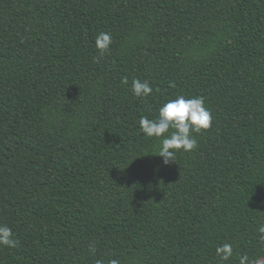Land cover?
I'll list each match as a JSON object with an SVG mask.
<instances>
[{
    "label": "trees",
    "instance_id": "trees-1",
    "mask_svg": "<svg viewBox=\"0 0 264 264\" xmlns=\"http://www.w3.org/2000/svg\"><path fill=\"white\" fill-rule=\"evenodd\" d=\"M179 95L212 124L164 166L139 120ZM261 225L264 0H0V264H240Z\"/></svg>",
    "mask_w": 264,
    "mask_h": 264
},
{
    "label": "clouds",
    "instance_id": "clouds-1",
    "mask_svg": "<svg viewBox=\"0 0 264 264\" xmlns=\"http://www.w3.org/2000/svg\"><path fill=\"white\" fill-rule=\"evenodd\" d=\"M111 44L109 33H100L95 41V45L102 56ZM127 84V78L123 81ZM133 95L136 97H147L153 91L148 81L141 82L139 79L132 81ZM211 113L204 107L202 97L185 98L183 95L177 96L173 100L167 101L158 109V116L150 120L141 117L139 127L141 132L147 137L160 139V144L156 156L161 158L164 166L176 163V151L183 150L190 152L197 147V140L192 133H200L211 127ZM172 129L173 131H169ZM167 133V135H165ZM261 239L264 240V225L258 228ZM12 230L7 226H0V245L15 247L16 241L12 239ZM94 253L95 248H91ZM217 255L221 260L227 261L232 256V245L223 244L216 249ZM96 264H103L97 260ZM109 264H119L117 260H111ZM240 264H264V257L249 261L245 256L240 257Z\"/></svg>",
    "mask_w": 264,
    "mask_h": 264
}]
</instances>
